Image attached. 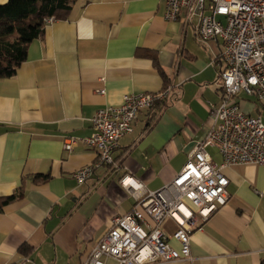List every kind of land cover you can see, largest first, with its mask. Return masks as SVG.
<instances>
[{
	"label": "crops",
	"instance_id": "obj_1",
	"mask_svg": "<svg viewBox=\"0 0 264 264\" xmlns=\"http://www.w3.org/2000/svg\"><path fill=\"white\" fill-rule=\"evenodd\" d=\"M165 12L162 0H77L66 20L46 24L29 44L15 74L0 79V197L22 191L0 212V264H83L112 219L132 209L120 178L130 175L156 191L205 137L209 104L222 99L220 43L200 44L196 19L188 23L182 11L169 21ZM167 88L170 99L140 110L133 132L119 141V167L101 166L78 185L72 174L92 164L96 151L78 143L66 152L64 140L89 137L94 113L120 106L124 95ZM239 102L264 124L253 99L241 95ZM207 153L220 162L216 149ZM222 175L228 201L192 232L190 260L164 264L264 259V169L238 164ZM174 230L164 223L168 236Z\"/></svg>",
	"mask_w": 264,
	"mask_h": 264
},
{
	"label": "built area",
	"instance_id": "obj_2",
	"mask_svg": "<svg viewBox=\"0 0 264 264\" xmlns=\"http://www.w3.org/2000/svg\"><path fill=\"white\" fill-rule=\"evenodd\" d=\"M162 1L165 19L175 21L183 11L188 23L197 20L194 28L200 44L220 43L217 83L222 99L217 106L209 104L211 126L170 183L150 191L130 175L120 178L119 186L133 199L132 209L112 219L83 264H104V259L117 264L190 260L192 232L200 230L228 201V180L222 170L238 164L264 169V124L260 116H251L239 104L242 95L264 111V0ZM169 99L167 88L155 94H126L120 106L98 109L91 118L89 137H68L63 142L66 152L78 143L96 151L92 164L72 174L75 182L85 183L101 166L117 169L113 154L119 141L133 132L138 112ZM208 148L216 149L219 163L212 162ZM166 221L175 225L170 236L164 231ZM170 240L179 248L172 247Z\"/></svg>",
	"mask_w": 264,
	"mask_h": 264
},
{
	"label": "trees",
	"instance_id": "obj_3",
	"mask_svg": "<svg viewBox=\"0 0 264 264\" xmlns=\"http://www.w3.org/2000/svg\"><path fill=\"white\" fill-rule=\"evenodd\" d=\"M76 1L8 0L0 4V79L15 74L26 59L29 44L43 35L46 21L66 20ZM21 195L20 189L11 196L0 197V212ZM25 250L28 247H22L20 252L25 254ZM260 264H264V259Z\"/></svg>",
	"mask_w": 264,
	"mask_h": 264
},
{
	"label": "rangeland",
	"instance_id": "obj_4",
	"mask_svg": "<svg viewBox=\"0 0 264 264\" xmlns=\"http://www.w3.org/2000/svg\"><path fill=\"white\" fill-rule=\"evenodd\" d=\"M209 152V151H208Z\"/></svg>",
	"mask_w": 264,
	"mask_h": 264
}]
</instances>
